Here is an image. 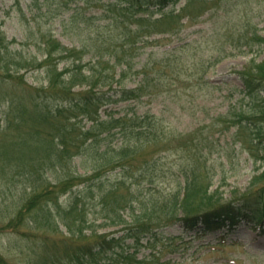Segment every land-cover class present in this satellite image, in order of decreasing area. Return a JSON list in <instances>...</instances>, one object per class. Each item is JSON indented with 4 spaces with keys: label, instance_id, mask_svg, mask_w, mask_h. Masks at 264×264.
Segmentation results:
<instances>
[{
    "label": "trees",
    "instance_id": "obj_1",
    "mask_svg": "<svg viewBox=\"0 0 264 264\" xmlns=\"http://www.w3.org/2000/svg\"><path fill=\"white\" fill-rule=\"evenodd\" d=\"M118 1L125 4L127 12L163 16L165 8L179 0ZM78 11L69 16V23H86L89 17ZM100 38L104 45L108 37ZM241 38L246 47H258L263 58L259 62L253 58L248 67L237 72L243 83L238 90L243 95L234 104L232 119L239 126L237 133H245L251 156L264 163V34L257 27H247ZM45 42L44 59L37 55L10 57L12 43L0 30V69L9 70L13 60L17 71L32 65L45 75V85L38 86L15 79L19 87L25 84L26 88L20 93L15 86H8L9 100L4 95L5 81H0V104L7 101L6 120L1 122L3 132H10L0 136V142L5 143L0 145V196L6 185L18 191L13 216L5 226L13 232L24 223L28 227L21 233L33 241L28 246V264H176L159 261L163 249L154 252L166 239L163 231L168 226L193 229L200 224H235L246 218L264 221V169L253 176L241 197L217 201L210 197L208 185L200 182L206 171L198 150L197 154L187 148L192 162L177 170L178 179L182 178L180 188L162 192L160 182L173 174L158 154L167 145L166 132L156 114L149 110L140 113L132 105L152 97L156 84L162 82L147 78V66L156 52L142 64L145 77L134 88L126 85L127 79H114L97 70L104 57L99 53L102 44L93 43L97 52L92 60L96 58V62L87 71L76 57L58 72L55 56L69 59L77 50L60 40ZM165 52L168 57L170 52ZM119 56L113 69L120 66L122 78L133 65L132 59L120 60ZM119 103L127 105L120 111L106 109L105 117L100 115V108ZM229 114L228 110L222 116ZM12 139L15 142L7 145ZM77 157L83 163L92 162L91 173H77ZM110 226H120V230L100 232L101 227ZM140 247L153 252L138 257ZM0 264L8 263L0 256Z\"/></svg>",
    "mask_w": 264,
    "mask_h": 264
},
{
    "label": "rangeland",
    "instance_id": "obj_2",
    "mask_svg": "<svg viewBox=\"0 0 264 264\" xmlns=\"http://www.w3.org/2000/svg\"><path fill=\"white\" fill-rule=\"evenodd\" d=\"M118 2L0 0V30L12 43L8 56L15 57L16 54L29 59L37 55L39 60L44 59L41 51L45 48V40L56 39L77 50L70 60L55 56L53 62L58 63V72L76 57L82 60L81 66L87 71L86 68L96 62V58L92 60L97 52L93 43L101 45V35L108 39L100 48L99 53L104 57L96 65L97 70L104 76L127 79L126 85L135 88L145 77L142 64L151 52H156L147 66L150 72L147 78L162 79V82L156 84L152 97H143L141 103L133 102L132 105L140 113L149 110L156 114L167 135L164 139L167 145L158 154L163 156L164 167H171L173 174L160 182L159 187L163 193L180 188L182 178L178 179L177 170L192 162L187 156L189 148L193 153L200 151L199 160L205 163L206 171L200 176V182L208 185L210 197L217 201L241 197L249 189L253 176L264 169L261 166L264 163L249 153L245 133H237L239 126L232 119L234 104L239 103L243 95L238 90L243 88V83L237 72L248 67L253 58L257 62L263 58L258 47H246L241 36L247 27H257L264 34V0H179L174 6H167L163 16L160 13L148 15L144 11L127 12L125 4ZM76 10L89 17L86 23L67 21ZM165 51L170 52L168 57ZM119 55L123 58L120 60L132 59L133 65L122 74V78L121 67L113 69ZM12 63H9V70L0 69V81H5L6 100L10 99L8 86H15L21 93L20 89H25L27 84L45 85L44 73L34 70V66L17 71ZM15 79L27 84L19 87ZM6 102L0 104V136L10 134L3 132L4 124L1 122L2 118L6 120ZM126 105L110 104L100 108L99 112L105 117L106 109L120 111ZM228 110L230 114L222 116ZM86 121L87 118L82 125ZM12 142L15 139L7 145ZM198 144L200 146L196 148ZM74 163L77 173L92 172L91 161L86 164L77 157ZM259 167L262 168L258 170ZM19 187L24 190V186ZM17 193L6 185L0 196V201H3L0 203V256L8 264H28V246L33 241L21 234L27 232L28 227L24 223L13 232L5 226L13 216ZM222 223L212 227L200 224L193 229L179 224L168 226L163 231L166 239L154 252L163 249L159 261L170 260L176 264H264L263 219L246 218L235 224ZM119 227H101L100 232L119 231ZM139 249L138 257L149 256L153 252L148 247Z\"/></svg>",
    "mask_w": 264,
    "mask_h": 264
}]
</instances>
